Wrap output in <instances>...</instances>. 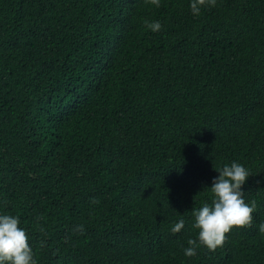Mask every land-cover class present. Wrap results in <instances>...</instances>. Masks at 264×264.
I'll return each instance as SVG.
<instances>
[{"label":"trees","instance_id":"1","mask_svg":"<svg viewBox=\"0 0 264 264\" xmlns=\"http://www.w3.org/2000/svg\"><path fill=\"white\" fill-rule=\"evenodd\" d=\"M232 161L253 224L186 257ZM0 213L37 264H264V0H0Z\"/></svg>","mask_w":264,"mask_h":264},{"label":"clouds","instance_id":"2","mask_svg":"<svg viewBox=\"0 0 264 264\" xmlns=\"http://www.w3.org/2000/svg\"><path fill=\"white\" fill-rule=\"evenodd\" d=\"M150 3L157 8L161 6V0H150ZM216 4L217 0H189L190 11L196 17L203 8L215 7ZM146 26L152 32L162 29L159 21L147 22ZM214 169L218 175L207 186L211 202L206 201L192 210V227L198 232L195 239L187 241L188 247L183 250L186 257L195 256L200 246L214 252L224 245L226 234L233 227H251L253 224L256 204L254 201L246 202L244 197V185L251 175L248 168L232 161ZM20 225L19 216L0 213V264H37L27 230ZM184 226L185 221L180 219L174 223L171 232L178 233ZM258 231L264 233V223L259 225Z\"/></svg>","mask_w":264,"mask_h":264}]
</instances>
